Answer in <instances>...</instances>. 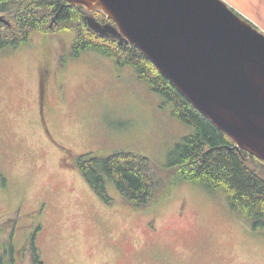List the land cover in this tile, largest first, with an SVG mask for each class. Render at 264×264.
<instances>
[{"label": "rangeland", "instance_id": "obj_1", "mask_svg": "<svg viewBox=\"0 0 264 264\" xmlns=\"http://www.w3.org/2000/svg\"><path fill=\"white\" fill-rule=\"evenodd\" d=\"M223 1L264 35L260 3L249 17L246 0ZM48 20L0 50V264H29L32 240L43 264H264V228L232 212L222 190L173 175L144 210L92 190L73 156L136 153L167 168L194 129L135 67L79 51L77 24Z\"/></svg>", "mask_w": 264, "mask_h": 264}, {"label": "water", "instance_id": "obj_2", "mask_svg": "<svg viewBox=\"0 0 264 264\" xmlns=\"http://www.w3.org/2000/svg\"><path fill=\"white\" fill-rule=\"evenodd\" d=\"M137 48L239 150L264 162V35L223 0H64ZM0 23L6 20L0 16Z\"/></svg>", "mask_w": 264, "mask_h": 264}, {"label": "trees", "instance_id": "obj_3", "mask_svg": "<svg viewBox=\"0 0 264 264\" xmlns=\"http://www.w3.org/2000/svg\"><path fill=\"white\" fill-rule=\"evenodd\" d=\"M54 15L60 22L77 24L79 51L95 49L118 66L135 67L155 93L166 102L175 103L176 115L194 129L177 145L175 162L167 168H159L148 157L136 153H117L106 158L93 154L73 156V167L92 190L107 204L115 203L111 196L114 191L121 203L144 210L169 193L171 176L181 175L209 191H224L232 212L248 220L253 229L264 228V176L251 167L252 162L259 166H264V162L239 150L137 48L90 30L88 15L81 7H72L64 0H0V16L8 22L1 25L0 50L27 42L34 31L45 29L48 16ZM91 16L101 24L109 21L99 14ZM30 245L23 250L24 256L30 258L29 264H43L35 244ZM9 258L14 264L13 256Z\"/></svg>", "mask_w": 264, "mask_h": 264}, {"label": "crops", "instance_id": "obj_4", "mask_svg": "<svg viewBox=\"0 0 264 264\" xmlns=\"http://www.w3.org/2000/svg\"><path fill=\"white\" fill-rule=\"evenodd\" d=\"M256 2L260 3L258 7L259 15H260L258 25L261 29H264V4H261V3H264V0H246V15L249 17L253 15L252 6H250L249 3H256ZM247 10L249 11V14L247 13Z\"/></svg>", "mask_w": 264, "mask_h": 264}, {"label": "flooded vegetation", "instance_id": "obj_5", "mask_svg": "<svg viewBox=\"0 0 264 264\" xmlns=\"http://www.w3.org/2000/svg\"><path fill=\"white\" fill-rule=\"evenodd\" d=\"M17 46H18V45H17ZM13 47H16V46H13ZM48 136H49V135H48ZM49 138H50V137H49ZM34 238H35V237H34ZM32 242H33V240H32ZM32 242H31V243H32ZM20 256H21V255H20ZM21 257H22V259H23V258L25 257L24 254H23V256H21ZM13 260H14V262H15V260H16V259H15V256H13ZM10 262H11V258H10Z\"/></svg>", "mask_w": 264, "mask_h": 264}]
</instances>
